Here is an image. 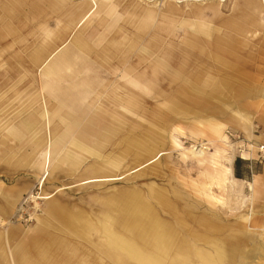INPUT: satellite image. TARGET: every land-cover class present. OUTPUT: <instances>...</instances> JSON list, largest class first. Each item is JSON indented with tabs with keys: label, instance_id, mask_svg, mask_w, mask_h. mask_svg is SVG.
<instances>
[{
	"label": "rangeland",
	"instance_id": "rangeland-1",
	"mask_svg": "<svg viewBox=\"0 0 264 264\" xmlns=\"http://www.w3.org/2000/svg\"><path fill=\"white\" fill-rule=\"evenodd\" d=\"M69 1L79 3L86 0ZM139 1L147 2L149 7L157 10H162L167 3L177 4L179 7L183 4H220L223 9L222 18L214 23H208V20L207 24L212 28L213 37L223 36L238 45L236 54L247 62L239 68L240 72L248 74L241 81L245 82L244 93L234 91L238 82L233 79H230L226 87H222V95L214 97L215 85L203 89L198 87L200 90L196 88L197 91L193 89L191 93L193 74L204 64L197 54L201 53L202 46L206 52L212 49L205 45V35L197 31L199 21H203L196 19L194 26L188 24L181 27L178 23H170L172 36H165L154 22L146 31L142 42L147 37L162 33L161 37L165 39L163 44L176 46L180 51L176 55L178 58L174 57L164 72L169 74V78L145 81L148 83L147 87L151 88V94H140L145 96L146 102L140 105L139 110H128L123 105L115 107L106 94L117 92L114 83L126 74L123 67L132 66L137 69V65H140V62L135 61L138 60L137 57H133L136 65H131L128 59L123 67L115 64V61L113 67H108L110 63H99L89 56V67L86 69L85 59L84 68L80 69L81 75L93 71V77L101 81L102 85L98 90H103V97L100 101L94 96L82 100L78 95L68 100L69 106L60 107L53 96L47 91H44L45 94L41 91L40 73L49 59L63 47L59 46L37 69L35 79L23 78L18 82L20 76L27 73L22 67L13 66L18 63V58L13 55L16 50L26 58L27 52L36 43L51 38L46 32L58 31L65 23L60 12H52L44 5L47 20L44 19L45 15H41L38 21L35 20L36 24L30 21L31 28H35L34 36H27L20 30L11 48L0 47V93L14 86V83L21 89L19 93H12L11 90L10 94H5V99L0 100V105L4 101L6 107L0 113V213L7 212L6 216L0 215V228L8 230V224L15 222L20 225L21 234L28 228H34L39 223V218L45 215L44 208L50 205V200H54V211H58V215L78 214L96 224L101 223L105 215L117 214L121 219L119 204L128 201L134 194H140L143 201L155 209L158 218L171 226L175 225L176 235H183L188 241L192 239V242L195 241L193 235L196 233L205 238L198 244L203 252L207 251L214 256L213 248L220 241L217 246L224 248L223 258L210 256L202 264H264V254L259 249V243L264 246V14L257 15L261 25L259 31L251 27L248 33L241 34L227 30L222 25V20L229 18L244 23V20L237 19L232 14L234 4L237 3H234L235 0ZM124 16L125 13L121 18ZM97 22L98 19L87 26L80 24L73 28L65 44L82 30L83 37L90 38L92 42L107 31L108 38L113 36L117 26L109 30L98 29L95 24ZM194 40L196 42L192 44ZM139 52L140 48L136 53L140 54ZM190 53H194L195 57ZM157 54L158 51L153 52V57L145 62L147 66L155 64L153 62L158 60ZM180 65L185 72L178 75ZM11 76L12 82L8 85ZM221 80L218 79L217 84ZM139 83L144 84L142 81ZM120 95L128 98L126 93ZM163 103L170 107L165 118L167 120H163V116H156L157 109L165 111ZM27 116H39L42 119L39 125L42 135L49 137L57 128L65 134L64 142H58L55 147L58 153L51 162L44 181L42 178L45 171L35 162L17 165L7 160L8 155L14 151L32 150L28 134L19 125V119ZM93 117L94 122L91 120ZM116 117L120 121V127L115 136L104 144L101 141L103 147H99L97 155L88 154L86 148H93L95 144V137L92 134L86 135L88 122L92 121V128L100 129L102 119ZM243 118L251 136L242 125ZM177 126H181L182 131H178ZM147 135L151 141L154 138L157 140L152 143L153 146L161 144L163 150L153 163H149L150 160L142 163L129 154V151L126 152L131 137L141 138ZM105 144L107 146L104 147ZM46 149L44 147L40 151L41 157ZM217 171L222 172V184L207 180L208 173L217 175ZM152 191H156V195L162 193L160 196L163 201L153 198ZM206 193H211L214 197L210 198ZM46 195L52 197L43 198ZM169 204L174 209L173 215L164 211ZM45 216L49 225L47 230L55 233L56 229L50 224L60 226L61 222L55 218V214L51 216L46 213ZM3 220L9 223L5 224ZM62 235L71 236L73 241L82 243L84 248L80 252L89 248L107 263L115 262L98 250L99 243L106 242L103 235L93 233L86 240L66 230ZM233 235H246L253 240L243 238L234 243V240L228 239ZM23 242V237L11 241L7 252L9 264L15 263L11 261L12 247L17 244L20 246ZM231 246H235L237 250L232 252ZM240 249L249 256L246 254L247 257L242 258ZM192 253L193 251L190 252ZM6 261L9 262V258ZM6 261L1 264H7ZM190 261L201 264L195 255H192ZM87 262L88 260L86 264Z\"/></svg>",
	"mask_w": 264,
	"mask_h": 264
},
{
	"label": "crops",
	"instance_id": "crops-1",
	"mask_svg": "<svg viewBox=\"0 0 264 264\" xmlns=\"http://www.w3.org/2000/svg\"><path fill=\"white\" fill-rule=\"evenodd\" d=\"M234 3L233 16H236L237 19L253 22L254 24L248 28L245 24L237 27L234 23L243 22L229 18L222 20L223 27L241 34L248 33L251 27L259 31L261 25L258 23L257 15L264 14V0H235ZM44 5L52 10V12H60L66 20L65 23L62 24L58 31L49 30L46 32L51 38H45L43 41L36 43L27 52L26 58H23L19 51L16 50L13 55L18 58L16 60L18 63L13 66H18L17 68L22 67L27 73L26 75L20 76L18 82H21L23 78L35 79L37 69L49 59V56L59 46L63 47L60 52L49 59L47 65L42 68L40 73L41 91L44 94V91H47L50 96H53L57 100V105L60 107L69 106L68 100L78 95L82 97V100H87L91 96H94L100 101L103 97V92H101L103 90H98L102 85L100 83L101 81L99 80V82L98 78L93 77V71H87L84 75L80 74V69L84 68L85 59L86 69L89 67L87 59L91 56L96 61H99V63H110L108 67L114 66L113 61L122 67L128 62V59L130 64L132 63L131 65H136L135 61L140 62V65H137V69L132 66L123 67V69H126V74H123V77L114 83L117 92H113V94L106 93L108 100L115 107L123 105L128 110H139L140 105L146 102L145 96L148 93L151 94V88L150 86L147 87L148 83L145 81L149 79L151 81H159L169 78V74H164V72L174 57L176 59L178 58L176 55L180 51L176 46L163 44L165 43V39L161 37L162 33H158L150 38L147 37L142 42L143 36L154 22H156L154 24L158 30L163 32L165 36H172L173 33L170 30V23H178L181 27L188 26V24L194 26L196 19L203 21H199L197 31L205 35V45L211 46L212 49L206 52L202 46L200 48L201 53L197 54L198 58H201L204 64L193 74L192 82L194 85L190 90L191 93L193 89L197 91V89L200 90L215 85V92H213L216 94H214V97L216 95H222V87H226L230 79L238 82L233 88L235 92L244 93L245 91V82L241 83V81L248 74L240 72L239 68L246 61L243 57L236 54L235 49H237L238 45L230 42L229 39H225L223 36L217 35L213 37L214 33L211 34L212 28L207 24L208 20V23H214L218 18H222L223 9L220 7V4L214 3L208 6L183 4L179 7L177 4L167 3L162 10H157L149 7V3L140 2L139 0H86L79 3H70L69 0H0V47H4L5 49L11 48L13 41L18 38V32L20 30L24 31L27 36H34L35 28H31L32 22L34 23L35 20L38 21L41 15H45V20L48 17L44 11ZM119 8H122V11H119ZM124 13L125 16L122 19L121 17H123ZM97 19L98 22L95 24L98 29L104 28L109 30V28L117 26L112 37L108 38L109 31L105 30L107 31L105 34L101 35L95 42H92L90 38L83 37L84 31L82 30L65 44L73 28L78 27L80 24L87 26L90 23H94ZM31 20L32 22H30ZM194 39L198 40L197 37ZM186 42H188V39ZM194 42L196 40L192 41V44ZM100 45L102 46L100 47ZM137 47L140 48L139 53L141 55L136 53L139 49H136ZM71 49L72 51H70ZM67 50L68 54H66ZM156 50L158 51V60L153 62V64L155 63L153 66H147L145 62L153 57V52L156 53ZM133 51L135 52L133 53ZM218 52L234 53L233 55H236V57L228 60L222 59L219 58ZM190 54L195 57L194 53ZM133 57H137L138 60L134 61ZM73 61L76 62L73 63ZM141 65L142 67L140 68ZM178 67L179 71H177V74H184L183 72L185 70L181 65ZM232 68L234 69L231 72ZM17 72L18 70H16ZM182 77L184 78V75ZM86 78L88 79L86 80ZM218 79H222L219 84H217ZM139 81L144 82V84L141 85ZM11 82L12 76L8 79V85ZM13 85L0 93V100L5 99L4 96L10 94L11 90L13 91L12 93H19L21 91L16 83ZM0 90L2 91V88ZM122 93H126L128 98H122L120 95ZM140 94H145V96L142 97ZM162 106L165 107V111L162 108L157 109L156 116L159 118L163 116V120H167L165 118L170 109L169 104L163 103ZM4 108H6L5 102L2 101L0 113ZM117 117L102 119V127L100 129L92 128L94 117L91 118L92 121H89L86 125V135L92 134L91 136L95 137V144L93 148H86L88 154L97 155L99 147L115 136L120 127V121ZM40 123H42V119L39 116H27L19 119L20 127L28 134L30 139L28 142L32 145V150L30 152L23 150L14 151L8 155L7 160L17 165H29L35 162L38 167H41L45 171L42 178L44 181L49 173L48 168L58 153L55 147H57L58 142H64L65 134L57 128L56 131H52L49 137L44 134L42 135L40 132L41 128L39 127ZM238 123L240 124V120ZM245 123L246 121L243 118L242 125L248 135L251 136L249 127L245 126ZM177 127L178 131H182L181 126ZM156 141L155 138L151 141L148 135L141 138L131 137L126 147V152L129 151V154H132L138 161H142V163L148 160H150L149 163H153L161 151H163L160 147L161 144L159 146L152 145ZM44 147L47 149L44 150V156L41 157L39 153ZM161 194L157 193L156 195V191H154L153 198H159L163 201L160 196ZM51 197L52 195H46L43 198L49 199ZM53 203L54 200H50L48 202L50 205L44 208V211L51 216L55 214V218H58L61 222L60 224L62 225L60 226L49 223L52 228L56 229V234L47 230L49 225L47 224L45 212V215L39 218V223L34 228H28L22 234L18 223L8 224L9 222L7 223V221L3 220V223L8 224L10 228L8 230L0 228V264L2 261H6L7 258H9V262L6 261L7 264L10 263V257H8L7 253L8 248L10 247L11 241L15 238L20 239V237H23L24 245L19 246L17 244V246L12 247L13 250L10 252L11 261L15 262L14 264H86V260H88L87 264H109L104 259L96 256V253L94 255L89 248L85 252H80L84 248L83 244L78 243V241H73L71 236H63L62 234L65 230L70 233L74 232V234L83 240L91 237L93 233L103 235L106 242H100L97 246L98 250L104 255L111 257L115 261L113 264H194L190 261L192 255L197 256L202 264L203 256L207 259L213 256L212 253L207 251L203 252V249L198 246L199 242L205 238L203 239L200 234L196 233L193 235L195 241L192 242V239L188 241V238L185 236L176 235L173 222L174 235L162 234L163 228L164 230L166 228L165 225L171 226V224L158 218L155 215V209L147 205L140 194H134L128 201L119 204L122 215L121 219L117 214L105 215L103 221L98 224L87 218L85 220V218H82L78 214L58 215V211H54ZM137 205L142 208V212H139L140 209L137 208ZM165 207L170 210V213H168L172 214V210L174 209L171 208V205L169 204ZM166 208H164V211H166ZM149 213L155 215L158 221H150ZM0 215L6 216L7 212H1ZM197 226L199 225L197 224ZM154 231L159 234L154 233ZM243 238L247 241L250 239L253 240L252 237L249 238L246 235H233L228 237V239L234 240V243ZM219 242L217 241L216 246L213 248L215 253L213 257L216 259L218 256L220 259L223 258L224 248L217 246ZM221 243L223 242L221 241ZM163 246L165 247L164 249ZM181 247L184 250L185 247H188L190 248L189 251H193V253L190 254L189 252V256L183 254V257H179L178 261H176V257L174 258L172 256H177V251H180ZM259 247L264 254V246L259 243ZM230 250L234 252L237 249L235 246H231ZM239 251L242 254V258L249 256L246 251L241 249ZM184 253H186V250ZM214 261L216 260L214 259Z\"/></svg>",
	"mask_w": 264,
	"mask_h": 264
},
{
	"label": "bare ground",
	"instance_id": "bare-ground-1",
	"mask_svg": "<svg viewBox=\"0 0 264 264\" xmlns=\"http://www.w3.org/2000/svg\"><path fill=\"white\" fill-rule=\"evenodd\" d=\"M178 1V0H177ZM244 22H246L245 23V26L248 28V27H250L251 25L253 26V22H248V21H244ZM234 25H237V27L239 26V27H241L240 25H244V23H234ZM240 29H243V28H240ZM246 29V28H245ZM244 30V29H243ZM15 39V38H14ZM68 46V45H67ZM70 46V45H69ZM71 47V46H70ZM66 48V47H65ZM73 48V47H72ZM66 49H69V48H66ZM74 50V49H73ZM70 51H72V49L70 50ZM219 53V58H222V59H226V60H228V59H232V58H234V57H236V55H233L234 53H230V52H218ZM66 54H68V50H67V53ZM76 54V53H75ZM83 55V54H82ZM81 55V56H82ZM67 56V55H66ZM44 57V56H43ZM64 58H65V56H64ZM70 58V57H69ZM88 60V59H87ZM69 62V61H68ZM76 62V61H75ZM74 61H73V63H75ZM79 63V62H78ZM80 64V63H79ZM227 64V63H226ZM73 65V64H72ZM76 65V64H75ZM78 66V65H77ZM78 68V67H77ZM88 69V68H87ZM79 71V70H78ZM81 74V73H80ZM58 76V75H57ZM86 76V75H85ZM84 76V77H85ZM82 79H83V76H82ZM81 79V80H82ZM88 78H86V80H87ZM67 81H69V80H67ZM83 81H84V79H83ZM95 81V80H94ZM93 81V82H94ZM98 81H99V79H98ZM59 82V81H58ZM57 82V83H58ZM85 82H87V81H85ZM100 82V81H99ZM98 82V83H99ZM60 83V82H59ZM65 83H67V82H65ZM95 83V82H94ZM101 83V82H100ZM61 84H63V83H61ZM217 175H215V174H213V173H208V175L209 176H207V180L208 181H210V182H213V183H217V184H222L224 181H223V179H222V172L221 171H217V173H216ZM206 176V175H205ZM207 195L206 196H208V197H210V198H212V197H214L213 196V194H211V193H206ZM42 197V196H41ZM137 208H139L140 210H139V212H142V208L139 206L138 207V205H137ZM166 212L168 213H170V210L168 209V208H166ZM149 220L150 221H158V218L155 216V215H153V214H151V213H149ZM16 223V222H15ZM166 226V228H165V230H164V228H163V230H162V234H164V235H174V230H173V227L172 226H168V225H165ZM154 233H156V231H154ZM156 234H159V233H156ZM165 245V244H164ZM165 247L163 246V249H164ZM186 250V253H184V251ZM185 250H184V248L183 247H181L180 248V251L178 250L177 251V256H172V257H176V261H178V258L180 257H183V254H186L187 256H189V250H190V248H186L185 247ZM181 255V256H180ZM202 260H204V261H206V260H209V259H207V258H205L204 256L202 257Z\"/></svg>",
	"mask_w": 264,
	"mask_h": 264
}]
</instances>
